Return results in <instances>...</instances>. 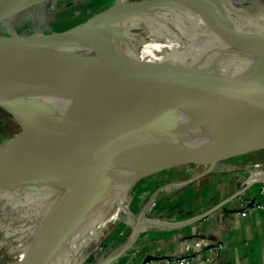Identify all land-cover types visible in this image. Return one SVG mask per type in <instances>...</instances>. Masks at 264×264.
<instances>
[{
    "label": "bare ground",
    "instance_id": "bare-ground-1",
    "mask_svg": "<svg viewBox=\"0 0 264 264\" xmlns=\"http://www.w3.org/2000/svg\"><path fill=\"white\" fill-rule=\"evenodd\" d=\"M39 1L24 0V5L33 6ZM122 6L123 3L117 5L109 15L92 19L94 28L83 40L56 46V49L63 52L70 72L80 84L78 89L43 80L33 58L16 60L5 68H0V89L38 81L36 86L41 91L24 98L35 110L27 111L15 105L8 106L24 128L19 142L16 141L12 150L3 152L0 160L16 156L19 159H28L40 168L52 156L58 144L57 141L48 142L34 136L32 132L35 129H41L42 133L60 137L76 146L88 148L78 137L75 128L82 121L81 112L85 104L90 103L120 126L137 134L157 113L178 101L219 90L264 85V6L255 8L252 15L249 10L231 7L224 0H166L128 15L120 14ZM6 22L3 21L2 24ZM137 33L145 42L135 49L130 40ZM55 35L56 33L4 32L0 37L42 43L53 39ZM142 47L148 49L141 52ZM86 51H93L89 58L96 61H108L117 57L134 65H141L134 68L132 74L118 76L117 81L120 83L102 81L101 84H96L94 81L100 79L82 74L81 68L69 60L70 56ZM178 69L199 71L203 79H198L199 85L188 94L151 105H140L131 123L115 116L121 94L116 97L100 96L104 91L118 90L117 87L121 88L123 85L128 87V93L140 92L141 89H146L144 86L149 83L152 74L157 76L158 72L179 71ZM172 111L177 116V144L160 141L158 144H136L107 153L94 151L100 157L101 166L96 171L99 173L96 177L101 174L100 179L93 177L81 185L77 176L86 172L71 169L67 170L63 180L12 183L0 187V207L7 210L0 217V231L5 233L0 238V249L4 247L8 255L5 264L25 262L41 226L48 218L58 215L63 205L68 203L67 197L71 191L74 192L72 199L80 202L97 179L95 184L105 185L106 195L96 197L92 204L76 212L66 223L56 243L51 244L46 251L40 264H69V260L82 253L110 221L120 217L122 212L127 213L129 194L153 165L149 162V157H153V154L208 149L220 142L226 136L224 133L241 131L264 137V123L240 126L229 122H214L205 113L190 107H177ZM243 146L250 148L255 145H224L195 154L197 158L206 154L203 161L206 166L211 167L215 165V159L240 152ZM260 149L264 150L256 148L253 152L237 154L234 157L249 155ZM259 176H264V172ZM255 180L256 177L253 176L247 184L251 185ZM183 185H166L162 187V191H171ZM14 189L18 191V198L14 205L7 208L6 205L11 201L9 194ZM154 224L174 226L159 222ZM141 226L140 220L137 221L135 228ZM14 246L16 249H11Z\"/></svg>",
    "mask_w": 264,
    "mask_h": 264
},
{
    "label": "water",
    "instance_id": "water-1",
    "mask_svg": "<svg viewBox=\"0 0 264 264\" xmlns=\"http://www.w3.org/2000/svg\"><path fill=\"white\" fill-rule=\"evenodd\" d=\"M161 1L163 3L166 2V0H141L134 2L117 0L114 6L97 14L92 19L109 15L121 3H123V6L120 14L128 15L147 9ZM25 6L24 0H0V23L10 20L16 12ZM92 19L68 32L56 33L53 39L42 43H34L19 38L0 37V68H5L10 62L16 60L33 58L38 64V71L42 75L43 80L54 82L67 88L78 89L80 84L70 72L68 61L63 57V52L56 49V46L83 40L86 34L94 28L91 23ZM77 57V55L70 56V62L78 65L82 74L100 79V81H94L96 84H101L102 81L116 83L118 76L122 77L125 74H132L134 73V68L141 65L139 63L134 65L117 57L108 61H96L88 58L84 62L78 61ZM178 70H169L165 73L158 72L157 76L152 74L149 77V83L144 86L146 89H141L140 92L128 93V87L123 85V88L117 87L118 90L110 89L104 91L100 93V96L116 97L121 94L118 100L119 104H117L119 106L116 105L115 116L126 123H131L140 105H151L164 99L188 94L189 91L197 88L199 85L197 83L198 79H203L199 71ZM36 82L38 81L0 89V108L15 120L20 131L24 128V125L18 121L14 113L8 109V106L15 105L27 111L35 110V107L25 102L24 98L41 93L38 86H36ZM117 83L120 82L117 81ZM177 107L197 109L209 116L214 122H229L240 126L264 123V85L219 90L178 101L157 113L153 120L137 134L120 126L90 103L85 104L82 108L83 110L81 109L82 121L75 128L77 129L78 137L89 146L88 148L76 146V144L66 142L60 137L42 133L41 129H35L32 132L34 136L48 142L57 141L58 148L40 168H37L28 159H19L16 156L2 158L0 160V187H5L12 183L63 180L66 177L67 170L71 169H81L86 172L77 176L81 185L93 177L100 179L102 178L101 174L96 177L99 174L96 172L98 171L97 168L101 166L100 157L96 156L94 151L107 153L136 144H158L160 141L177 144V116L172 111V109ZM58 120L60 121V119ZM60 123L66 125L62 120ZM224 134L226 136L220 142L204 150L231 144H253L255 148L243 146L240 152L215 159L213 162L215 164L234 158V155L237 154L248 153L256 150V148H264V137L241 131ZM257 144L261 145L258 146ZM200 151H175L153 154V157H149V162L166 169L190 163L206 166L204 161L199 160L197 154H195ZM97 179L93 183L94 186H91L86 192L84 200L80 202L74 201L72 199L74 192L71 191L69 193L67 197L68 203L63 205L58 215L48 218L41 226L34 241L33 249H31L30 255L23 264H40L46 251L49 250L51 244L56 243L58 237L64 231L66 223L72 219L76 212L82 207L92 204L93 199L96 197L106 195L105 185L95 184Z\"/></svg>",
    "mask_w": 264,
    "mask_h": 264
},
{
    "label": "rangeland",
    "instance_id": "rangeland-1",
    "mask_svg": "<svg viewBox=\"0 0 264 264\" xmlns=\"http://www.w3.org/2000/svg\"><path fill=\"white\" fill-rule=\"evenodd\" d=\"M134 1L141 0H125ZM224 1L231 7L249 10L251 15L255 8L264 6V0ZM116 2L40 0L33 6L20 9L5 21L7 24L0 23V34L68 32L108 10ZM137 35L130 40L135 49L145 42L139 33ZM147 49L142 47L141 52ZM92 53H76L77 60L84 62ZM22 132L23 128L20 131L15 120L0 108V155L14 148ZM205 156L200 155L198 159L203 161ZM261 172H264V150L234 157L211 167L198 163L169 169L152 165L131 190L127 199V213L122 212L120 217L110 221L82 253L69 260V264H180L182 259H186L188 264H217L228 250V244L224 239H214V230L223 234L226 228L229 229L254 211H264V196L261 194L264 176H259ZM253 176L256 180L250 187L257 189V195L248 198L245 188ZM176 183L184 185L162 191L163 186ZM9 198L11 201L7 208L15 204L18 191L12 190ZM257 205H262V209H256ZM6 212L5 208L0 207V217ZM139 220L142 226L136 229ZM154 222L174 226L163 227ZM4 234V231H0V238ZM213 247L220 250L209 261L206 253ZM177 248L179 252L171 253ZM11 249H16V246ZM7 261L8 255L3 247L0 249V264Z\"/></svg>",
    "mask_w": 264,
    "mask_h": 264
},
{
    "label": "crops",
    "instance_id": "crops-1",
    "mask_svg": "<svg viewBox=\"0 0 264 264\" xmlns=\"http://www.w3.org/2000/svg\"><path fill=\"white\" fill-rule=\"evenodd\" d=\"M245 191L248 198L257 195L255 194L257 189L250 185ZM213 238L224 239L228 244V250L217 264H264V211H254L229 229L226 228L223 234L214 230ZM179 250V248L174 249L171 253Z\"/></svg>",
    "mask_w": 264,
    "mask_h": 264
},
{
    "label": "built area",
    "instance_id": "built-area-1",
    "mask_svg": "<svg viewBox=\"0 0 264 264\" xmlns=\"http://www.w3.org/2000/svg\"><path fill=\"white\" fill-rule=\"evenodd\" d=\"M261 194H263V196H264V188H263V191L261 192ZM250 204V203H249ZM262 205H257L256 206V209H262ZM218 250H220V248L219 247H213V248H211V249H209L208 251H207V253H206V255H207V257H208V259H209V261L211 260V258L213 257V256H215L216 255V253L218 252ZM180 264H188V261L186 260V259H182L181 261H180Z\"/></svg>",
    "mask_w": 264,
    "mask_h": 264
}]
</instances>
